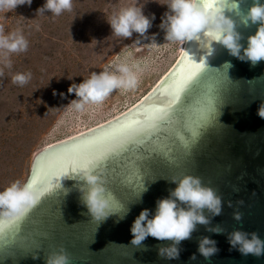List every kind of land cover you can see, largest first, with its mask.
<instances>
[{
    "label": "water",
    "instance_id": "1",
    "mask_svg": "<svg viewBox=\"0 0 264 264\" xmlns=\"http://www.w3.org/2000/svg\"><path fill=\"white\" fill-rule=\"evenodd\" d=\"M238 3V14L226 15L241 34L243 55L260 25L242 22L253 0ZM213 49L210 54L195 41L185 43L171 68L124 113L35 153L25 182L33 184L37 202L20 218L0 220V264H45L47 254L60 247L71 264H264V255L244 256L228 243L237 230L264 241V188L254 180L261 178L264 187V119L257 115L264 104V60L252 65L218 43ZM186 150L179 167L165 165ZM84 165L96 167L109 195L112 213L102 222L81 200L83 182L75 172ZM184 175L199 177L215 191L220 214L204 211L209 223L197 224L178 245V259L158 254L168 240L148 237L133 245L135 218L144 209L151 218L156 202L176 187L171 179ZM141 178L143 188L137 189ZM214 227L223 231L208 230ZM35 237L47 243L35 249ZM203 237L218 248L208 259L197 251Z\"/></svg>",
    "mask_w": 264,
    "mask_h": 264
},
{
    "label": "rangeland",
    "instance_id": "2",
    "mask_svg": "<svg viewBox=\"0 0 264 264\" xmlns=\"http://www.w3.org/2000/svg\"><path fill=\"white\" fill-rule=\"evenodd\" d=\"M134 2L73 0L71 11L53 16L50 12L37 15L45 0H32L31 6L0 13L4 34L19 32L28 41L26 52L9 55L10 68L0 63V190L15 181L23 185L41 147L124 111L174 63L182 44L166 42L159 28L166 6L149 2L143 9L146 16L155 14L147 35H155L157 44L144 39L137 46L133 44L138 38L135 33L129 39L111 36L106 19ZM116 62L134 66L135 89L117 90L102 104L85 105L80 112L67 107L77 99L68 93L71 84ZM17 73H31V79L23 86L13 84Z\"/></svg>",
    "mask_w": 264,
    "mask_h": 264
},
{
    "label": "clouds",
    "instance_id": "3",
    "mask_svg": "<svg viewBox=\"0 0 264 264\" xmlns=\"http://www.w3.org/2000/svg\"><path fill=\"white\" fill-rule=\"evenodd\" d=\"M72 2L73 0H45L43 6L36 10V14L44 15L45 12H50L53 16H59L65 11L72 10ZM149 2L166 6L168 9L159 24V28L165 33L166 42L183 45L195 41L199 48L206 53L210 51V54L214 51L213 44L218 43L226 48L230 55L250 61L252 65L264 60V3L260 0H253V6L242 19L245 25L249 22L260 25L256 33L247 38V47L243 48V55H241V34L236 30L233 19L226 15V12L233 11L238 14V0H216L214 4L207 3V0H142V2L135 0L131 6L122 8L106 19L111 28V36L129 39L135 33L138 38L133 44L141 46L143 45L141 41L144 39L150 40L149 44H157L155 35L151 37L147 35L152 22L156 19L155 14L150 16L144 14L143 9ZM31 4L32 0H0V13L14 11L19 6H31ZM27 49L28 41L24 35L19 32L4 34L3 28L0 27V63H3L4 67H11L10 54L23 53ZM225 66L230 67V64ZM133 67L126 62H116L99 73L91 72L90 76L79 84H71L68 93L74 94L77 99L72 100L67 107L80 112L84 110L85 105L102 104L117 90L135 89L138 81ZM2 75L3 72H0V76ZM30 79L31 73H17L12 77V83L23 86ZM257 115L264 119V104L258 108ZM75 173H77L75 178L83 182L81 200L88 213L98 222L106 220L112 211H110L107 189L98 170L93 165H84ZM171 182L176 187L167 198L156 202L155 212L151 218H149V210L144 209L130 227L133 245H140L148 237L158 241H171V244L158 249V254L169 260L178 259L180 253L178 245L191 238L197 224L209 223V219L203 214L205 210L213 216L221 212V198L211 187L203 185L199 177L184 175L180 179L172 178ZM36 202L37 193L31 181L23 185L15 181L0 190V220L20 218ZM234 219L239 221L241 214L235 212ZM208 230L216 234L223 231L219 227ZM228 243L241 255L251 254L256 257L264 255V241L255 232L249 234L233 231L228 236ZM197 251L205 259L210 258L218 252L216 241L203 237L198 243ZM191 259H195V255ZM45 264H71V261L66 250L60 247L47 254Z\"/></svg>",
    "mask_w": 264,
    "mask_h": 264
},
{
    "label": "snow or ice",
    "instance_id": "4",
    "mask_svg": "<svg viewBox=\"0 0 264 264\" xmlns=\"http://www.w3.org/2000/svg\"><path fill=\"white\" fill-rule=\"evenodd\" d=\"M187 158V150L185 151L183 156H177V157H172L169 158L168 160L165 161V165L168 168H176L179 167L181 162ZM143 178H141V182L137 184V189H142L143 188ZM4 236V229L0 227V238ZM34 247L35 249L40 248L42 243H47V240L43 237H35L34 240Z\"/></svg>",
    "mask_w": 264,
    "mask_h": 264
},
{
    "label": "bare ground",
    "instance_id": "5",
    "mask_svg": "<svg viewBox=\"0 0 264 264\" xmlns=\"http://www.w3.org/2000/svg\"><path fill=\"white\" fill-rule=\"evenodd\" d=\"M183 47H184V44H183L182 47H181V51H180V53L182 52ZM180 53H179V55H180ZM179 55H178V57H179ZM178 57H177V58H178ZM177 58L175 59V61L177 60ZM175 61H174V62H175ZM172 64H173V63H172ZM171 66H172V65H171ZM171 66H170V68H171ZM170 68H169V69H170ZM169 69H167V71H168ZM167 71H166V72H167ZM166 72H164L163 75H164ZM163 75H162L161 77H163ZM161 77H160V78H161ZM159 80H160V79H159ZM159 80H158V81H159ZM158 81H157V82H158ZM157 82H156V83H157ZM154 85H155V84H154ZM154 85H153V86H154ZM152 88H153V87H152ZM152 88H151V89H152ZM149 90H150V89H149ZM149 90H148V91H149ZM142 96H143V95H142ZM142 96H141V97H140V98H139L134 104H136V103L142 98ZM134 104H133V105H134ZM131 106H132V105H130L128 108H130ZM125 110H126V109H125ZM125 110H124V111H125ZM124 111H122V112L116 114L115 117L121 115L122 113H124ZM113 117H114V116L108 118L107 121L110 120V119H113ZM105 121H106V120H105ZM105 121H103V122L101 121V122L98 123V124H102V123H104ZM95 126H96V125H95ZM92 127H94V126H92ZM90 128H91V127L87 128V129H90ZM84 130H86V128H85ZM80 132H81V131H79V133H80ZM76 134H77V133H76ZM76 134H74V135H76ZM70 136H72V135H70ZM67 137H68V136H67ZM67 137H65V138H67Z\"/></svg>",
    "mask_w": 264,
    "mask_h": 264
},
{
    "label": "trees",
    "instance_id": "6",
    "mask_svg": "<svg viewBox=\"0 0 264 264\" xmlns=\"http://www.w3.org/2000/svg\"><path fill=\"white\" fill-rule=\"evenodd\" d=\"M256 182H257V184L261 187V188H264L262 185H261V182H262V179L260 178H256V179H254Z\"/></svg>",
    "mask_w": 264,
    "mask_h": 264
}]
</instances>
